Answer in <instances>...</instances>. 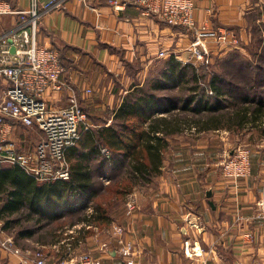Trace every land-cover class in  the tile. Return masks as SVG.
I'll return each instance as SVG.
<instances>
[{
  "label": "crops",
  "instance_id": "0c3cea01",
  "mask_svg": "<svg viewBox=\"0 0 264 264\" xmlns=\"http://www.w3.org/2000/svg\"><path fill=\"white\" fill-rule=\"evenodd\" d=\"M3 1L14 11L29 5V0L0 3ZM47 1L38 0L40 4ZM113 1L120 10L112 7ZM191 1L195 5L194 21L206 27L212 59L228 52L216 45L214 35L218 30L226 29L237 37L239 52L257 39L264 40V0ZM37 25L35 41L55 50L64 68V90L47 93L46 104L51 111L64 108L74 96L86 115L88 130L93 132L113 124L114 114L127 95L147 90L160 79L169 58L184 61L193 41L189 30L142 16L130 0H66L42 12ZM23 29L28 27L20 16L0 15V38L8 39ZM162 51L167 57L159 59ZM183 87L170 85L162 92H153L172 99L175 109L155 117L177 116L180 122L178 130L165 137L161 167L150 183L136 184L119 207L109 210L110 220L103 227L86 224L83 218L90 214L86 212L90 206L79 204L72 210L82 218L63 227L56 238L41 235L40 239H17L3 230L4 221L0 219V241L11 237L21 251L15 255L0 248V264H36L27 254L35 252H41L47 264H80L83 254L98 259L100 264H126L127 260L134 264H264V220L253 218L256 205L264 200V143L251 152L249 178L240 183L235 199L231 187L220 178V166L239 137L257 130L250 125H194L191 120L208 115L191 112L194 104L183 107ZM2 95L0 91V99ZM168 101H164L167 107ZM223 112L226 110L218 113ZM7 121L12 126L9 144L19 152L34 149L39 131ZM97 165L93 159V181L107 185L108 175L114 171L104 167L97 174ZM129 200L133 202L131 209L127 208ZM237 216L243 219L237 220ZM115 228H121L120 236L132 247V256L120 254L122 245L118 244L120 236ZM247 233L250 239L245 237ZM187 244L192 259L183 255ZM105 245L108 248L103 250Z\"/></svg>",
  "mask_w": 264,
  "mask_h": 264
},
{
  "label": "trees",
  "instance_id": "16d2710c",
  "mask_svg": "<svg viewBox=\"0 0 264 264\" xmlns=\"http://www.w3.org/2000/svg\"><path fill=\"white\" fill-rule=\"evenodd\" d=\"M204 75L200 74L195 65L169 58L161 78L155 79L149 89H140L124 98L114 114L112 125L95 132L86 130L80 134V140L67 152L66 161L70 167L67 181L37 182L17 166L0 165V219L4 221L3 230L11 232L17 239L33 238L39 234L37 227L42 221L40 231L47 227L44 224L57 223L65 217L77 216L76 220L79 221L81 214L72 210L77 204L90 206L92 209L83 218L86 224L103 227L109 222V210L114 205L98 201L97 187L103 183L93 181L90 165L95 159L98 161L97 174L104 167L114 171V174L108 175L110 182L105 191L115 198V204L119 198L120 201L124 200L136 184H148L158 174L165 149V137L178 130L180 119L177 116L155 117L171 113L175 109L172 107V99H167L165 94L158 97L153 94L154 90L162 92L166 89L165 86L183 85L186 91L183 107L189 108L194 104L196 106L191 112L201 111L208 115L203 119L191 120L194 125H250L264 134V98H258L254 104L255 101L244 96L240 99L243 103L241 108L231 112L229 106L237 107L236 99L233 102L220 100L226 95L222 79L214 75L203 82L206 78ZM164 101H168L169 107L165 106ZM219 110L226 112L218 113ZM102 148L109 151V159L101 153ZM122 170L125 177L116 182ZM25 221L32 225L21 226ZM61 231L62 227H57L41 235L56 238Z\"/></svg>",
  "mask_w": 264,
  "mask_h": 264
},
{
  "label": "built area",
  "instance_id": "2783aa9c",
  "mask_svg": "<svg viewBox=\"0 0 264 264\" xmlns=\"http://www.w3.org/2000/svg\"><path fill=\"white\" fill-rule=\"evenodd\" d=\"M66 0H48L40 4L38 0H29L25 10L14 11L8 2L0 3V15L12 14L21 17V22L28 29H23L8 39L15 47V54L9 52L10 44L7 38H0V165H14L24 170L37 182L67 181L70 177V167L66 161V153L81 138V133L90 128L86 115L76 98L69 97L68 105L51 111L44 99L47 93L61 92L64 84L61 77L64 68L60 56L53 49L37 44L35 33L38 30L40 14L52 8L59 7ZM139 9L142 16L155 17L170 27H182L192 33L193 41L186 52L188 57L181 61L189 65L201 64L208 66L212 61V52L208 48L205 34L206 27L198 26L193 19L195 5L191 0H130ZM115 10H120L116 1L111 2ZM216 45L223 49L239 48V40L228 30H218L214 35ZM164 51L159 52L158 58L167 57ZM178 59L177 61H179ZM7 120L15 121L30 129L39 131L40 138L34 149L17 151L9 144L12 126ZM101 153L106 159L110 158L107 149ZM251 171L250 151L246 147H235L222 160L220 178L231 187L232 196L239 195V185L249 178ZM127 207L130 209L131 205ZM253 218L264 220V200L256 205ZM243 218L237 216V220ZM247 220V219H246ZM245 220V221H246ZM244 221V220H243ZM120 236L121 228H115ZM250 239L251 234L247 233ZM118 244L122 245L120 254L128 258L132 256V247L125 243L121 236ZM187 244L183 250L185 257L192 259V251L188 254ZM0 248L8 253L20 255L13 239L5 238L0 241ZM108 248L107 245L103 250ZM36 264H47L41 252L27 253ZM80 264H100L98 259L83 254L79 257ZM126 264H134L127 260Z\"/></svg>",
  "mask_w": 264,
  "mask_h": 264
},
{
  "label": "rangeland",
  "instance_id": "374dc122",
  "mask_svg": "<svg viewBox=\"0 0 264 264\" xmlns=\"http://www.w3.org/2000/svg\"><path fill=\"white\" fill-rule=\"evenodd\" d=\"M237 49L229 48L225 55L212 59L208 66L198 63L195 65V67L199 69L200 74H205L204 76H206L204 81L202 80L203 82H207L214 75H217L222 79V86L226 92L224 98L226 99L225 101L233 102V99H236L237 107L229 106L231 109L229 111L241 108L243 103L240 99L244 96L250 98L251 101L253 100L252 102L255 101L254 104L257 103L258 98H264V40H255L248 46V48L243 49V52H239ZM261 136L260 132L257 131H254L253 134L246 133L244 137H239V140L232 146L233 148L246 147L251 155V152L257 149V145L264 143V137L261 138ZM225 157L223 159H225ZM120 175V178L118 177L116 182H119V180L121 181L125 177L124 170H122V174L120 173ZM107 187L108 185H106L105 182H103L102 186L101 184L98 185V201L102 203H110L111 206L114 205V207H119L123 200L120 201L119 198L115 204V198L108 195L107 191H105ZM128 204L131 205V209L133 202L129 200L127 205ZM86 212L91 213L92 209L90 208ZM77 218L78 217L75 216L72 218L61 219L57 221V223L44 224V226L47 227L40 231L39 229L43 224L42 222H44L42 221L37 227L39 234L34 237L39 238L41 234L54 230L57 227L63 228L68 224H71L73 221H76ZM30 225H32V223L28 224V222L25 221L21 226L25 227Z\"/></svg>",
  "mask_w": 264,
  "mask_h": 264
},
{
  "label": "water",
  "instance_id": "95a60500",
  "mask_svg": "<svg viewBox=\"0 0 264 264\" xmlns=\"http://www.w3.org/2000/svg\"><path fill=\"white\" fill-rule=\"evenodd\" d=\"M7 42H9V44H10V49H9L10 54H11V55H14V54H15V47H14V45H13L12 40H11V39H8ZM207 194H208V195H207L208 197H211L210 192H208ZM234 264H238V263H237V262H234Z\"/></svg>",
  "mask_w": 264,
  "mask_h": 264
},
{
  "label": "bare ground",
  "instance_id": "6f19581e",
  "mask_svg": "<svg viewBox=\"0 0 264 264\" xmlns=\"http://www.w3.org/2000/svg\"><path fill=\"white\" fill-rule=\"evenodd\" d=\"M188 254H190V249H189V247H188Z\"/></svg>",
  "mask_w": 264,
  "mask_h": 264
}]
</instances>
